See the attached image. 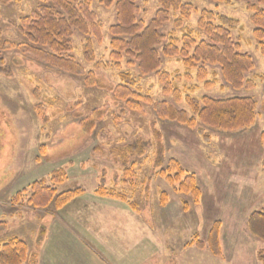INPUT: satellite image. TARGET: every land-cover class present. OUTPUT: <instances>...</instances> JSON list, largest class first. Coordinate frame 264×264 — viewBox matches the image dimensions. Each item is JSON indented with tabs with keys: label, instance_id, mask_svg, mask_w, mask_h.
I'll return each instance as SVG.
<instances>
[{
	"label": "rangeland",
	"instance_id": "1",
	"mask_svg": "<svg viewBox=\"0 0 264 264\" xmlns=\"http://www.w3.org/2000/svg\"><path fill=\"white\" fill-rule=\"evenodd\" d=\"M181 1L198 12L185 21L183 30H177V37L191 31L197 42H210L199 26L202 11L239 23L231 32V40L252 60L253 68L245 74V81L253 86L234 89L217 65L205 64L204 72L198 67L188 70L182 59L165 58L162 46L158 48L162 60L159 72L169 74L171 85L179 91L181 102L177 103L173 94H164L157 73L142 76L133 59L122 57L121 66L111 59L110 27L117 23V13L98 0H92L91 8L102 23L101 39L78 30H73L70 38L76 62L86 72H95L101 84L88 86L83 78L24 53L21 44L26 38L19 27L42 0H0V42L14 44L0 49V60L8 69L7 73L0 71V224H5L0 242L24 240L30 248V260L25 264L39 263L45 236L42 232L49 219L65 220L68 229L103 225L108 231L98 234L109 235L112 242L105 244L109 249L102 242H85L92 249L98 248L94 250L106 264H264V241L252 235L248 226L251 215L264 208V55L254 36V12L243 0L231 4ZM137 4L141 10L138 19L144 22H150L160 9L157 0H139ZM173 29L169 22L161 32L168 34ZM88 39L93 43L94 63L84 59ZM121 74H129L136 81L131 89L142 97L166 102L186 111L190 118L194 115L185 99L202 102L209 97L251 98L256 104V119L251 127L237 132L206 128L203 133L198 128L162 121L148 103L140 100L139 106L126 105L118 98L114 89L126 86ZM100 110L104 115L94 118V131L83 132L81 123ZM154 130L161 133L165 147L162 169H154ZM138 140L150 143V147L143 157L129 160L135 162L131 170L112 151ZM172 159L194 177L199 199L190 192L180 193L179 184L160 173ZM59 169H65L68 176L58 191L81 189L83 194L61 209L53 204L48 209L32 208L27 203L31 185L42 179L51 184V173ZM168 175L173 177L175 172ZM102 179L108 188L125 197V201L115 199L114 203L117 200L127 211L132 210L131 224L128 214L92 202L95 197L102 198L96 193ZM93 206L98 208L96 213ZM215 223H220L216 253L209 243ZM114 224H123L126 230L117 227L115 232ZM83 234L90 239L97 236Z\"/></svg>",
	"mask_w": 264,
	"mask_h": 264
},
{
	"label": "trees",
	"instance_id": "2",
	"mask_svg": "<svg viewBox=\"0 0 264 264\" xmlns=\"http://www.w3.org/2000/svg\"><path fill=\"white\" fill-rule=\"evenodd\" d=\"M98 1L105 8L114 7L117 13V23L110 27L111 59L118 66H121L124 56L133 59L137 62L142 76L157 73L163 83L164 94H173L177 103L181 102L179 91L171 85L169 74L159 72L162 60L158 48L162 46L165 58L182 59L188 70L198 67L200 72H204L205 64L217 65L222 68L226 81L234 89L241 90L244 87L253 86L252 82L245 81V74L253 68L252 60L248 55L241 54L239 45L231 40V32L239 25L237 21L229 17L217 16L213 12L202 11L199 26L205 31L210 42H197L191 31L183 32L180 37H177V30H183L185 21L190 19L192 13L198 12L195 7L181 0H157L160 9L150 22L138 19L141 13L137 4L139 0ZM210 1L227 4L233 2V0ZM243 1L248 2V7L254 12L251 19L255 28L254 36L264 55V0ZM91 3L92 0H42L39 7L22 20L19 31L26 38V43L21 44V47L27 56L62 72L81 77L88 86L101 87L95 72H86L72 56L70 40L73 30H78L88 37L92 34L97 39H101L102 23L92 11ZM173 14L174 20H172ZM169 22H172L174 29L168 34H163L161 30ZM215 22L217 25L214 24ZM6 46L13 47L14 44L0 42V49L5 50ZM84 59L87 63L95 62L93 43L90 39L84 46ZM199 64L203 66H198ZM3 65V61L0 60V71L7 73L8 69ZM121 79L126 86H119L114 89V92L119 99L125 101L126 105L139 106L142 100L152 106L160 120L175 122L191 129L198 128L202 133L206 128L237 132L251 127L256 119V104L251 98L216 100L206 97L200 102L187 97L185 100L194 115V118H190L186 111H179L166 102L153 101L133 91L131 88L135 87L136 81L129 74H121ZM103 115L101 110L92 113L81 123V130L91 134L97 123L94 118ZM153 136L156 147L154 169H162L166 164L165 147L161 141V133L154 130ZM261 140L264 143V133ZM149 147L150 143L138 140L121 148H114L112 154L119 158L124 166H130L132 170L135 162L132 164L129 160L143 157ZM169 172H175V176L168 175ZM160 173L168 177L171 183L179 184L180 193L190 192L196 199L200 198L201 193L194 177L188 176L176 160H170L168 168L161 170ZM67 176L65 169H59L51 173V184H48L45 179L34 182L30 187L31 197L27 203L34 209H48L52 204L55 209L65 207L83 194L81 189L58 191L67 180ZM105 183V179L100 181L96 192L98 196L126 200L117 191L108 188ZM4 226L5 224H0V231ZM219 226L220 223H215L209 237L210 247L214 253L218 247ZM248 226L252 235L264 241V208L251 215ZM44 234L45 232H42V236ZM29 260L30 248L24 240L11 238L9 241L0 242V264H25Z\"/></svg>",
	"mask_w": 264,
	"mask_h": 264
},
{
	"label": "crops",
	"instance_id": "3",
	"mask_svg": "<svg viewBox=\"0 0 264 264\" xmlns=\"http://www.w3.org/2000/svg\"><path fill=\"white\" fill-rule=\"evenodd\" d=\"M107 199L109 198L95 197L94 199H92V202L96 206H100V207L105 206V205L107 206L110 205L112 206L111 209H113V211L115 209L122 211V213H124L123 214L124 216L128 214V217H130L131 219L132 217L131 209H128L127 211V208H125L126 205L120 204L121 202H118L117 200L116 202L118 204L114 203L115 199H110V200H107ZM96 206H93V209H92L93 213H96L98 210ZM94 208H97V209H94ZM54 220L55 221H53L52 219H49L45 226L46 233L44 234L45 236L42 242L43 244L42 253H41L42 255L39 259L38 264H106L103 258L98 256V254L95 252V250H97L98 248H94L95 249L94 250L85 242L89 240H91L95 244L102 242L103 243L102 245H104L107 249H109V247L105 245V244H109L112 242L111 239L108 238L109 235L105 234L106 236L104 235L103 237H101L98 234V233H106L104 231H108L105 229L103 225L95 224L96 226L93 225V227L87 226L89 228L79 227L82 230L81 231L80 229H76V228L68 229L69 228L68 226L65 227L66 225H68L67 223H65V220H63L64 223H62L58 219H54ZM129 223L130 224L132 223V219L129 221ZM114 225H115V229H114L115 232H116L117 227L121 231L126 230L125 227H123V224L122 225L114 224ZM114 225H110V226H114ZM83 231L84 233L85 232L93 233L97 236L90 239L89 236L83 234ZM113 232L111 233L113 234ZM117 237L119 239L126 238V236L124 237L117 236ZM102 245H100V247L103 248Z\"/></svg>",
	"mask_w": 264,
	"mask_h": 264
}]
</instances>
